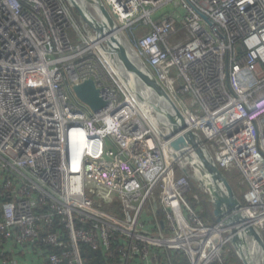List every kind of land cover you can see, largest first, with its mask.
Masks as SVG:
<instances>
[{"label": "built area", "instance_id": "2783aa9c", "mask_svg": "<svg viewBox=\"0 0 264 264\" xmlns=\"http://www.w3.org/2000/svg\"><path fill=\"white\" fill-rule=\"evenodd\" d=\"M103 2L179 96L188 130L249 187L242 212L264 238V0ZM171 3L172 13L153 18ZM138 26L148 29L134 47L126 32ZM85 29L68 0H0V264H39L44 245L56 249L48 264H87L81 244L106 253L116 244L120 264H161L153 246L189 264H226L229 228L199 217L186 197L197 198L188 165L163 126L114 94ZM87 78L107 90L98 112L73 90Z\"/></svg>", "mask_w": 264, "mask_h": 264}, {"label": "water", "instance_id": "95a60500", "mask_svg": "<svg viewBox=\"0 0 264 264\" xmlns=\"http://www.w3.org/2000/svg\"><path fill=\"white\" fill-rule=\"evenodd\" d=\"M77 1L85 3L97 11L100 21L92 11L85 13L76 0H69L71 6L78 10L81 20L93 28L97 35L100 32L101 37H105L103 41L111 46L116 59L131 79L128 82V91L130 93L139 92V89H142L139 85L142 84L141 86L145 87L154 97L156 95L170 104L171 111H168L151 102L154 113L161 114L160 117L167 120L160 124L165 130L164 139L171 140L170 148L173 155L188 165L191 172L188 167L185 168V172L190 176L192 174L199 183V188L208 194L215 222L222 223L229 228L230 244L242 263L258 264L249 250L251 243L255 242L261 254L259 261L264 264L262 234L242 212V200L236 194L224 171L220 169L202 144L200 136L196 132L188 130L182 110L158 78L154 68L140 58L135 59L131 55V51L136 55L134 49L123 39L120 27L103 0ZM73 90L77 99L87 107L89 112H98L109 104L107 90L100 87L93 78H87L74 85ZM140 98L143 99L141 96Z\"/></svg>", "mask_w": 264, "mask_h": 264}, {"label": "trees", "instance_id": "16d2710c", "mask_svg": "<svg viewBox=\"0 0 264 264\" xmlns=\"http://www.w3.org/2000/svg\"><path fill=\"white\" fill-rule=\"evenodd\" d=\"M73 11H74V15L76 16L78 21H81V19L79 17L78 10L73 9ZM138 28L144 29L143 27L138 26L133 31L128 33L131 42L135 46H137V40L140 37V35H139L140 31H143V30H139ZM224 173H225V175L229 181L231 180L233 182L235 181L239 185L241 184L240 183V174L238 172H236L235 170H231V171L226 170V171H224ZM238 174H239V178H238L239 181L237 180ZM231 181H230V183H231ZM192 183H194V182L192 181ZM192 189L198 191L195 183L193 184ZM235 192H236V190H235ZM236 194L243 201L242 194H238L237 192H236ZM186 197L196 209L198 208L199 217L202 220L208 221V222H215V217L213 215V208H212L211 202L209 200L206 199L205 201H200L199 198H193L191 194H187ZM207 197H209V196L207 195ZM116 210L119 211L118 208H116ZM159 215L162 218V220L165 219V214L160 213ZM146 217H148V220H150L149 225L152 228H155V221L153 222V220H151L150 214L149 215L147 214ZM165 229L166 230H164V231H166V232L169 231V226H168L167 222H165ZM228 246L230 247V252L228 253V261L227 262L225 261V263L226 264L227 263L228 264H243L241 259L238 256V254L236 253V251L232 248L231 244H229ZM41 247L44 248V251H42L43 252L42 261L40 260L39 264H48L47 253L52 252L56 249L53 248L52 246H47V245H44ZM113 248H116L113 252L106 253L102 250V248L94 249L89 244H81V249H82V252H83V255L85 257L87 264H120L121 262H120L119 252L117 250V245L115 244ZM152 252L155 255L154 259L158 262H161V264H189V258L185 254H183L182 252H178V250H174L173 248H170L168 246H166V247L153 246ZM35 255H36V252L33 254V256L35 257ZM32 261L34 262V264H37V262L34 258L32 259Z\"/></svg>", "mask_w": 264, "mask_h": 264}, {"label": "rangeland", "instance_id": "374dc122", "mask_svg": "<svg viewBox=\"0 0 264 264\" xmlns=\"http://www.w3.org/2000/svg\"><path fill=\"white\" fill-rule=\"evenodd\" d=\"M175 10V6H174V3H171V4H169V5H166V6H164L163 8H161L159 11H157L155 14H153V18L154 19H160V18H162V17H165L166 15H168V14H170V13H172L173 11ZM74 12V11H73ZM93 12V11H92ZM94 14H95V12H93ZM92 13V14H93ZM93 14V15H94ZM76 17V16H75ZM79 17H80V14H79ZM77 19V18H76ZM80 19H81V17H80ZM78 20V19H77ZM79 23L81 24V26H82V28L84 29V30H86L85 29V27L86 28H88V29H90V32H91V34L94 36V38L95 39H97V38H99L98 36H97V33H96V31L93 29V28H91L88 24H85V22H83L82 20L81 21H79ZM148 27L147 26H145L144 27V29H147ZM145 31L146 30H143V31H140V34L139 35H142V34H144L145 33ZM89 33V32H88ZM68 34L70 35V42H71V44L72 45H74V46H78V45H80V38L77 36V34H75V30L74 29H72V30H70V29H68ZM126 35L128 36V33L126 32ZM128 38H129V36H128ZM129 40H130V38H129ZM130 42H131V40H130ZM95 43V45H96V47H97V44H96V42H94ZM132 43V42H131ZM104 45V44H103ZM132 45L134 46V47H136L133 43H132ZM105 46V45H104ZM102 60H103V63H102V68H103V71L105 72V73H107L108 75H110L111 77H112V80L113 81H111L112 83V89L114 90V94L117 96V97H119V98H122V99H125L126 98V96H130V95H132V97L134 98V99H137V96L138 95H136L137 94V92H136V94L134 93V92H129L128 91V89H126L127 87H128V85L127 84H129L128 83V81H131V79L129 78V77H126L125 78V81H126V83H122V81H121V79L118 77V75L115 73V71H114V69H112L111 67H110V65H109V60L106 58V56H105V54L102 52ZM115 64H117V65H119L116 61H115ZM116 67V66H115ZM121 65H119V69H121ZM117 68V67H116ZM124 70V69H123ZM121 74H123V73H121ZM125 87V88H124ZM170 94L172 95V97H173V99L177 102V103H179V100H180V98H179V96L177 97V93L175 92V91H171L170 92ZM157 123V122H156ZM156 127H158L159 129H161V125L160 124H157V126ZM231 175V174H230ZM241 177V176H240ZM239 174H238V176H237V180L239 181ZM230 179V178H229ZM192 181L196 184V186H197V189H198V191L197 190H193V189H191V192L193 193V194H196L197 195V198H199L200 199V201H205L206 199L207 200H209L210 201V199H209V197H207V195L205 194V192L202 190V189H200L199 188V183L197 182V180L195 179V178H193V176H192V174H191V176H189V184H190V186H191V188L193 187V184L194 183H192ZM231 181V180H230ZM231 183H232V185H233V187H234V189L236 190V192L238 193V194H242V196H243V194L248 190V186L245 184H237L235 181L233 182V181H231ZM148 208H149V206H148ZM227 247H229L228 245H227ZM230 248V247H229ZM228 261V260H227ZM226 261V262H227ZM228 264V263H227Z\"/></svg>", "mask_w": 264, "mask_h": 264}, {"label": "bare ground", "instance_id": "6f19581e", "mask_svg": "<svg viewBox=\"0 0 264 264\" xmlns=\"http://www.w3.org/2000/svg\"><path fill=\"white\" fill-rule=\"evenodd\" d=\"M81 6H82V10L85 13H88L89 11H93L95 12L96 17L98 18V20L100 21V18L98 16L97 11L92 8V7H88L85 3H82L80 1H77ZM90 16V14H89ZM91 17V16H90ZM99 38L95 39L94 38V42H96L97 44V48L100 49V53L102 54V52L105 54L106 58L109 60V65L112 69H114L115 73L118 75V77L121 79L122 83H126L125 78L129 77L126 73L125 70H123V66L121 65V63H119V61L116 59L113 50L111 49V46L107 43L104 42V38L101 37V33L99 32V35H97ZM124 39V38H123ZM125 41V40H124ZM105 46H104V45ZM103 55V54H102ZM131 55H133L135 57V59H137L138 57L131 51ZM115 61L121 65V69H119V65L115 64ZM117 68H116V67ZM123 73V74H121ZM129 82V81H128ZM129 85V84H127ZM142 85V84H141ZM139 85L140 87H142V89H139V92H137V99H134L132 97V95H130L132 100L136 101V104L138 107H140L141 112L148 116L150 118V120L152 121V123L157 126V124H161V122H167V120L163 119L161 116V114H157L154 113V109L152 108L151 102L158 104L161 108L165 109V110H170L171 111V106L169 103H167L165 100L157 97L155 95V97L149 92L147 91V89H145V87ZM139 88V87H138ZM128 89V87L126 88ZM136 92L134 91V93L136 94ZM140 96L143 98L141 99ZM157 122V123H156ZM158 128V127H157ZM161 130V129H160ZM250 252L253 254V256L256 258V261L258 262V264H261L259 261L260 260V251L258 246L255 244V242H252L249 248Z\"/></svg>", "mask_w": 264, "mask_h": 264}, {"label": "clouds", "instance_id": "9594fccd", "mask_svg": "<svg viewBox=\"0 0 264 264\" xmlns=\"http://www.w3.org/2000/svg\"><path fill=\"white\" fill-rule=\"evenodd\" d=\"M69 1V0H68ZM74 9V8H73ZM232 246V245H231ZM233 248V247H232Z\"/></svg>", "mask_w": 264, "mask_h": 264}]
</instances>
